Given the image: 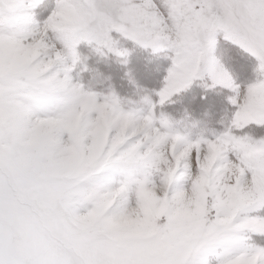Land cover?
I'll return each instance as SVG.
<instances>
[{
  "label": "snow or ice",
  "instance_id": "1",
  "mask_svg": "<svg viewBox=\"0 0 264 264\" xmlns=\"http://www.w3.org/2000/svg\"><path fill=\"white\" fill-rule=\"evenodd\" d=\"M40 4L0 0V264H264V0ZM112 33L174 53L160 104L229 88V128L192 141L74 84L81 42L127 56ZM219 35L256 61L245 88Z\"/></svg>",
  "mask_w": 264,
  "mask_h": 264
},
{
  "label": "rangeland",
  "instance_id": "2",
  "mask_svg": "<svg viewBox=\"0 0 264 264\" xmlns=\"http://www.w3.org/2000/svg\"><path fill=\"white\" fill-rule=\"evenodd\" d=\"M55 6L56 0H41L34 10L37 21L42 23ZM111 35L116 47L127 51V56L118 57L102 47L98 51L96 45L81 42L77 46L79 60L69 73L74 84L96 94L99 102L114 98L125 112L142 115L151 112L157 121L166 120L175 134L192 141L213 139L229 128L235 111L231 103L234 93L229 88L213 86L207 76L196 78L160 104L158 93L172 67L174 53L169 49L153 51L119 34ZM212 55L236 85L245 88L255 81V59L223 35L217 37ZM250 134L257 138L264 136V128L252 126Z\"/></svg>",
  "mask_w": 264,
  "mask_h": 264
}]
</instances>
